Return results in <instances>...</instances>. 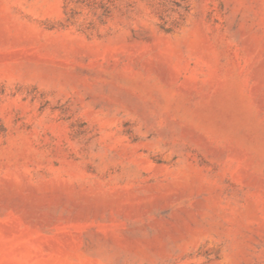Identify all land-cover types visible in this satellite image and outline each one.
Segmentation results:
<instances>
[{"label":"rangeland","instance_id":"374dc122","mask_svg":"<svg viewBox=\"0 0 264 264\" xmlns=\"http://www.w3.org/2000/svg\"><path fill=\"white\" fill-rule=\"evenodd\" d=\"M0 264H264V0H0Z\"/></svg>","mask_w":264,"mask_h":264}]
</instances>
